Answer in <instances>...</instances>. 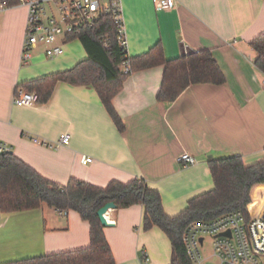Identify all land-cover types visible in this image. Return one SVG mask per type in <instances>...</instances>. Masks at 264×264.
<instances>
[{
	"label": "crops",
	"instance_id": "0c3cea01",
	"mask_svg": "<svg viewBox=\"0 0 264 264\" xmlns=\"http://www.w3.org/2000/svg\"><path fill=\"white\" fill-rule=\"evenodd\" d=\"M9 5L0 10V140L41 176L61 185L73 177L99 187L143 178L173 216L213 187L208 159L238 155L251 165L263 158L264 76L250 43L264 32V0H176L163 11L152 0H121L129 57L157 42L168 59L186 49H209L225 76L223 84H192L165 102L157 98L163 65L132 72L111 101L122 131L90 86L59 81L44 104L13 103L19 84L69 69L87 52L74 39L64 43L62 55L48 58L38 48L22 65L27 8L19 0ZM63 133L70 134L69 144L55 146ZM183 152L196 163L184 167L178 161ZM84 155L91 157L87 164ZM250 198L249 211L264 217V184L254 185ZM143 211L134 204L107 212L112 225L103 232L114 264H144L142 251L153 264L170 263L168 237L158 227L143 229ZM89 231V222L73 210L62 216L42 204L0 211V264L86 247Z\"/></svg>",
	"mask_w": 264,
	"mask_h": 264
},
{
	"label": "trees",
	"instance_id": "16d2710c",
	"mask_svg": "<svg viewBox=\"0 0 264 264\" xmlns=\"http://www.w3.org/2000/svg\"><path fill=\"white\" fill-rule=\"evenodd\" d=\"M5 1L11 4L14 0ZM74 39L84 46L86 58L69 69L19 84L17 89L37 93V104H44L59 81L72 86H90L120 131L124 126L111 101L132 72L163 65L164 74L157 98L165 102L174 101L192 84L220 85L225 82V76L209 49L190 50L168 59L161 43L157 42L144 54L129 57L119 45L116 26L108 15L101 16L91 26L81 27L67 41ZM250 44L254 51V65L264 76V32ZM125 64L129 67L127 73L123 70ZM207 166L213 187L190 198L178 214L170 216L164 211L159 191L149 187L143 178L136 177L128 182L112 180L105 187H99L72 177L61 185L41 176L13 153L0 154L1 212L31 210L45 204L76 211L90 225V241L86 247L1 264H114L112 250L97 216V211L108 202H113L116 208L142 205L143 229L158 227L170 241L169 264H190L182 241L188 224L212 220L235 210L248 217L252 203L250 191L256 184H264V155L251 165H246L241 156L229 155L210 158Z\"/></svg>",
	"mask_w": 264,
	"mask_h": 264
},
{
	"label": "built area",
	"instance_id": "2783aa9c",
	"mask_svg": "<svg viewBox=\"0 0 264 264\" xmlns=\"http://www.w3.org/2000/svg\"><path fill=\"white\" fill-rule=\"evenodd\" d=\"M156 10H170L176 0H152ZM26 6L27 18L25 35L22 44V65L30 63L34 52L41 48L48 58H55L63 54L64 43L78 29L86 25H93L101 16L108 15L116 26L119 45L126 50L124 35V22L121 0H19ZM10 5L5 0L0 1V10ZM124 72L129 71L127 64ZM264 88V77L262 78ZM37 93L17 89L13 103L18 106H32L37 104ZM70 134H61L53 144L55 146L67 145ZM34 141L48 144L34 138ZM11 148L0 140V154ZM91 161V157L84 155L82 164ZM178 161L188 167L196 163L193 155L183 152ZM58 215L65 216L66 209H57ZM107 218V215H106ZM108 220V219H107ZM109 222V221H108ZM229 231L230 235H222ZM205 236L212 238V251L218 259V264H262L260 257H264V217L249 211L246 217L241 211L227 212L215 219L197 220L188 224L183 235L184 243L190 264H201L200 248ZM202 239V240H200ZM144 264H153L147 254L142 251Z\"/></svg>",
	"mask_w": 264,
	"mask_h": 264
},
{
	"label": "rangeland",
	"instance_id": "374dc122",
	"mask_svg": "<svg viewBox=\"0 0 264 264\" xmlns=\"http://www.w3.org/2000/svg\"><path fill=\"white\" fill-rule=\"evenodd\" d=\"M73 41V40H72ZM78 40H75V43H78ZM202 255L201 264H218V259L213 255L212 251V238L210 236H205L202 247L200 248Z\"/></svg>",
	"mask_w": 264,
	"mask_h": 264
},
{
	"label": "water",
	"instance_id": "95a60500",
	"mask_svg": "<svg viewBox=\"0 0 264 264\" xmlns=\"http://www.w3.org/2000/svg\"><path fill=\"white\" fill-rule=\"evenodd\" d=\"M190 50L186 49L184 51V53H188ZM182 53V54H184ZM9 153H12V150L10 149L9 151H7ZM116 208V205L113 203V202H108L106 203L104 206H102L98 211H97V216H98V219L101 223L102 226H110L112 225V223H109L107 218H106V215H107V212L110 210V209H114ZM222 235H227L229 236L230 233L229 231H227L226 233L222 234ZM202 240V239H200Z\"/></svg>",
	"mask_w": 264,
	"mask_h": 264
}]
</instances>
